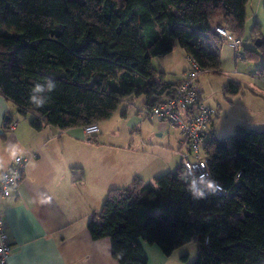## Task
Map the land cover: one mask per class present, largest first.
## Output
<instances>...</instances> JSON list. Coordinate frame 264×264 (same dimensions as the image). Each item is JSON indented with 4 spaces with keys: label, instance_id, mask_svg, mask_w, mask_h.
<instances>
[{
    "label": "trees",
    "instance_id": "trees-1",
    "mask_svg": "<svg viewBox=\"0 0 264 264\" xmlns=\"http://www.w3.org/2000/svg\"><path fill=\"white\" fill-rule=\"evenodd\" d=\"M248 1L0 0V95L37 132L100 125L140 97L151 110L182 82H168L153 60L179 44L201 69L219 73L224 41L216 28L243 41ZM256 76L264 79V68ZM45 78L56 89L37 109L29 91ZM241 89L230 81L225 94ZM202 156L223 195L203 188L196 198L182 164L152 182L135 177L93 214L92 239H110L113 258L123 252L119 264H149L142 240L167 257L196 240L193 264H264V131L238 124L217 138L213 130Z\"/></svg>",
    "mask_w": 264,
    "mask_h": 264
},
{
    "label": "crops",
    "instance_id": "crops-1",
    "mask_svg": "<svg viewBox=\"0 0 264 264\" xmlns=\"http://www.w3.org/2000/svg\"><path fill=\"white\" fill-rule=\"evenodd\" d=\"M160 66V71L166 74L165 65L160 63ZM191 68L192 64L180 80ZM201 79L199 89L204 101ZM241 81L237 82L244 85ZM252 83V92L264 97V79L255 76ZM11 105L0 95V176L15 160L10 154L13 146L17 149L16 158L26 157L30 161L14 194L1 200L12 244V253L5 264H117L111 254L110 239L93 240L89 222L95 212L102 210L110 190L129 186L135 177L152 182L173 172L170 157L164 159L162 154L149 150L143 138L139 145L134 136L151 128V123L156 125L157 132L167 131L169 125L144 117L141 111L146 109L145 97L132 104L125 103L121 115L116 117L121 127L114 140H108L105 135L98 138L104 130L102 124L100 133L91 137L86 136L83 129L58 131L47 127L37 132L27 118L15 122ZM119 110L120 107L113 117ZM251 111L257 114V120L264 122V110ZM10 117L16 123L13 131L4 125L5 119ZM218 117L216 113L206 138L215 131ZM108 128L105 127V131ZM184 152L181 138L176 152L181 164ZM142 246L146 255H153L162 263L165 257L154 245L142 243Z\"/></svg>",
    "mask_w": 264,
    "mask_h": 264
},
{
    "label": "rangeland",
    "instance_id": "rangeland-1",
    "mask_svg": "<svg viewBox=\"0 0 264 264\" xmlns=\"http://www.w3.org/2000/svg\"><path fill=\"white\" fill-rule=\"evenodd\" d=\"M117 1L123 2V0ZM247 16L248 19L242 41L243 46L239 50H236L227 43H224L221 53V71L219 73H208L209 76L202 77L201 79V83L204 87L203 98L205 103L215 109L216 113L219 114L215 127L217 138L231 136L237 124H249V127L255 128L256 130H263L262 128H264V125H262L264 122L257 120V114L254 112L258 110L263 112L264 97L252 92L254 89L252 78L257 75L259 70L264 68V48L259 47L257 41H255V38L264 41V0H249L247 5ZM247 51L255 52L258 57L256 59L253 57H246V59H244L241 55H245ZM157 59L158 60H154L153 62L154 68L161 70L160 63L164 64L167 72L166 80L170 83L179 81L183 72L192 64L186 51L179 44L170 54ZM238 80L245 82L244 85L243 83L241 84L242 89L239 95L234 96L225 94L227 84L230 81L237 82ZM260 98H262V100ZM11 107L16 123L20 119L25 120L24 117L16 112L14 106L11 105ZM124 108L125 103L123 102L120 105L117 116L101 123L104 130L98 138L105 135L108 140L115 139L114 135L117 133V129L121 127V124L117 123L116 117L121 115V111H123ZM251 110H253L254 114ZM27 119L28 121L30 120V118ZM156 121L157 120L154 122L156 123ZM146 123L150 124L149 121ZM105 127H109L107 131H105ZM149 127L151 128H148L147 131L143 130L142 134L138 135V133H134V136L137 137V141H139V145L142 144L141 140L143 138L146 145H149V150L162 154L164 159L166 156L168 158L170 157V166L173 168L172 170L175 171L181 164V157L176 154L182 138L181 131L176 127L169 126L167 131L157 132L155 131L156 125H152V123ZM121 132V139L124 140V130ZM160 133H162V135H160ZM207 139L209 140L210 136L207 137ZM185 150L187 149L185 148ZM156 214L159 215L158 212ZM142 242L146 243L143 240ZM154 246L155 249L161 253L160 248L157 245ZM198 250V242L194 240L176 249L171 256L167 257L164 255L163 257L165 258L162 263L153 255H150V257L147 255V257L149 259V264H193L197 260Z\"/></svg>",
    "mask_w": 264,
    "mask_h": 264
},
{
    "label": "built area",
    "instance_id": "built-area-1",
    "mask_svg": "<svg viewBox=\"0 0 264 264\" xmlns=\"http://www.w3.org/2000/svg\"><path fill=\"white\" fill-rule=\"evenodd\" d=\"M216 31L221 35L224 43L236 50L241 48L242 41L226 29L217 27ZM241 56L243 57V55ZM208 73L209 71L201 69L192 61V68L185 73L173 98L151 110L146 108L141 111L144 117L156 119L181 131L183 138L182 147L187 149L182 153V166L191 180V185L195 182L197 190L208 189L205 184L211 178L207 162L203 159L202 154L206 146V133L214 120L216 111L203 101L199 89L200 78ZM92 126L94 128L91 134H86V129L89 126L83 128L86 136L91 137L100 133L98 124H93ZM15 127L16 123L13 122L10 125V130L13 131ZM29 161L30 159L26 157L15 158L10 169L2 175L5 179L0 180V261L2 264H5L10 257L12 244L7 232L1 200L14 194ZM223 192V188L220 185L214 191L218 195H223Z\"/></svg>",
    "mask_w": 264,
    "mask_h": 264
},
{
    "label": "clouds",
    "instance_id": "clouds-1",
    "mask_svg": "<svg viewBox=\"0 0 264 264\" xmlns=\"http://www.w3.org/2000/svg\"><path fill=\"white\" fill-rule=\"evenodd\" d=\"M56 89V83L51 78H45L43 83H35L30 91H29V103L32 104L35 108L39 109L44 107L49 100L51 99V93H53ZM94 126L90 125L88 129H86V134H91ZM10 154L13 159L17 156V149L16 146H13L10 149ZM18 162V161H17ZM5 179V177L0 176V180ZM205 186L212 190L213 192L219 188V185L216 184L215 181L208 180ZM196 198H203L204 192L197 190L195 187V182H193L192 187L189 189ZM123 252L117 254V264L119 259H122Z\"/></svg>",
    "mask_w": 264,
    "mask_h": 264
},
{
    "label": "water",
    "instance_id": "water-1",
    "mask_svg": "<svg viewBox=\"0 0 264 264\" xmlns=\"http://www.w3.org/2000/svg\"><path fill=\"white\" fill-rule=\"evenodd\" d=\"M257 44H260V41H258ZM7 121H8V119L6 118V119H5V122H4V125L6 124ZM0 134H2V131H0Z\"/></svg>",
    "mask_w": 264,
    "mask_h": 264
}]
</instances>
